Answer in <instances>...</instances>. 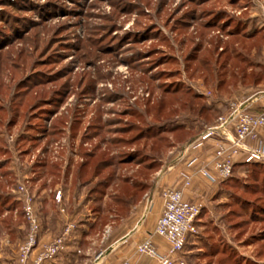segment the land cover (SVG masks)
<instances>
[{"label":"rangeland","instance_id":"obj_1","mask_svg":"<svg viewBox=\"0 0 264 264\" xmlns=\"http://www.w3.org/2000/svg\"><path fill=\"white\" fill-rule=\"evenodd\" d=\"M244 4L0 0V169L11 157L21 175L35 169L36 187L53 190L63 184L55 170L72 137L83 161L91 150L96 159L163 157L205 121L196 116L204 97L192 107L191 94L264 87L263 69L249 53L264 38L245 37L247 17L234 11ZM175 121L191 127L174 135L158 130ZM150 132L167 142L145 138ZM134 167L129 162L116 172L129 178ZM233 176L212 204H201L197 233L177 254L183 264H264V167L239 168Z\"/></svg>","mask_w":264,"mask_h":264},{"label":"crops","instance_id":"obj_2","mask_svg":"<svg viewBox=\"0 0 264 264\" xmlns=\"http://www.w3.org/2000/svg\"><path fill=\"white\" fill-rule=\"evenodd\" d=\"M234 9L239 15L244 13L247 17L243 21L249 26L248 29H257V35L264 38V0H247V4ZM249 53L254 59L253 65L261 67L264 74V57L262 56L264 42L256 48V53L254 50ZM250 54H247V57ZM260 54L261 57H259ZM256 87H259V84L237 92L232 89L227 91L228 95L223 96L216 93L212 95L196 92L204 97L215 117L209 122H201L202 124L198 121L201 129L197 133L176 147L171 145V149L159 158L160 165L149 172L150 187L128 204H119L112 199V196L119 192V188L116 187L118 181L108 187L111 189L110 193L106 191L107 193H104L96 204H92V198L88 194L89 184L74 182L73 179L75 167L78 164L75 160L79 158L83 163L76 149L77 142L73 137L67 141L68 151L63 158L64 165L61 169L55 170L59 173L63 184L56 185L53 190L35 186L40 176L34 168L30 169L31 176L21 175L23 174L21 170L16 171L15 168L21 163L14 161L11 157L6 159L8 168L0 169V264H16L18 246L24 240L27 231V224L22 214V203L16 192L17 183L21 179L34 197V209L40 227L39 246L57 236L68 221L76 226L65 250L54 260L44 264H124V262L158 264L154 257L138 256L136 246L150 237L160 254H165L168 250L166 240L153 234L156 221L163 210L161 188L180 187L183 180L182 174H187L190 181L183 189V197L202 205L212 204L227 178L210 181L200 175L198 168L206 167L213 175H217L212 166L213 153L217 142L224 140L225 135L233 134V122H229L222 130H218L216 135L206 140L201 147L191 149L188 146L205 128L216 124L220 115H227L231 104H241V108L254 113L264 112V87ZM176 123H181L183 128L191 127L185 121H176ZM259 135L257 141L247 140V144L251 147L255 146L264 138L262 131ZM192 157L197 158L196 163L190 167L186 166V162ZM242 157V153L236 156L233 164L243 163ZM54 159L63 161L57 155H54ZM139 166L135 164V167L130 170V173L132 172L128 179L130 184ZM31 183L33 186H30ZM58 190L61 193L60 202L54 199L55 192Z\"/></svg>","mask_w":264,"mask_h":264},{"label":"built area","instance_id":"obj_3","mask_svg":"<svg viewBox=\"0 0 264 264\" xmlns=\"http://www.w3.org/2000/svg\"><path fill=\"white\" fill-rule=\"evenodd\" d=\"M241 104H231L227 115H220L216 124L205 128L188 146L191 149L201 147L204 142L222 130L229 122H233V134L217 142L213 153V175L206 167L198 168V172L210 181L226 179L232 173L234 158L242 153L244 163H264V138L251 147L247 140L257 141L260 131L264 135V112L254 113L240 107ZM197 158L192 157L186 162L190 167L196 163ZM181 186L178 188L163 187L160 196L163 201V210L158 217L153 234L164 238L168 244L165 254H160L148 237L136 246L138 256H149L157 259L158 264H183L177 259L185 247L189 237L197 233V218L200 214L201 204L187 200L183 197V189L188 186L190 177L182 174ZM18 198L22 203V214L27 224L24 240L17 250L16 264H44L51 262L63 252L72 232L76 226L71 221L64 224L61 232L49 242L39 246V221L34 209V197L27 186L18 183L16 186ZM147 198V194H145ZM54 199L60 202V190L55 192ZM107 231V229H106ZM128 264V262H124Z\"/></svg>","mask_w":264,"mask_h":264},{"label":"trees","instance_id":"obj_4","mask_svg":"<svg viewBox=\"0 0 264 264\" xmlns=\"http://www.w3.org/2000/svg\"><path fill=\"white\" fill-rule=\"evenodd\" d=\"M237 25L235 27H237ZM236 29L239 30V26ZM243 33H245L246 38H252L257 35L258 30L255 28L253 30L247 29V32H243ZM223 53H221V55ZM241 58L243 59L242 61H247V58L245 56H242ZM197 98H202V97L198 94H191V102L189 103L192 105V107H194L195 105L193 100ZM204 113H208V114L204 116ZM196 116L203 119V121L204 120L207 121V119L211 121L212 118L215 117V114L210 109V107L205 103V104L200 105ZM158 130H161L163 132H167L170 134L172 133L174 135V134H177L176 132L178 130L182 131L184 130V128L181 123H176L175 121V123L171 124L169 127H166L163 125L158 126ZM192 136H190L186 140H189ZM141 137H142V134L139 137L137 136V138H141ZM145 138H148V139L151 138L158 142H163V141L167 142V139H168V138L166 139V137H164L163 135L157 134L155 132H150L149 134H147V137ZM165 145L167 144L165 143ZM162 146L163 144H161V147ZM152 148H153V145L149 147V150H151ZM3 149H4V146H3ZM84 155L86 156V160L83 161V163H80L75 167V173H74L73 179H74V182H83V183L89 184L88 194L92 198V201H93L92 204H96V202L100 200L102 195L106 193V190L108 189V187L114 184L116 181H118L116 187L119 188V192H116V194H114L115 196H112V199L115 202L119 204H128V202H131L137 199L145 190H147L150 187V184L146 180L149 172L155 170L160 165L159 158L157 159L153 155H150V156H153V159L147 162L142 161V159L139 158V155H141L140 153H129L125 155L121 154L118 158H115V159L112 157L109 159H96L97 154L93 150H91L90 152H85ZM129 162H133V164L140 165L137 173L135 174V178L133 179L131 184L128 182V179H129L128 177H121L118 174L116 175V168L120 167L121 165L127 164ZM2 164H0V167H2ZM237 165H238V168H237ZM249 167H252V169L255 170L256 168L264 167V163H244L243 162L241 164H235V165L233 164L231 175L222 183L221 187L227 185L230 182V180H232V178L234 177L233 176L234 172L237 171L239 168L248 169ZM106 169H109V170H106ZM105 170L107 172H105ZM91 181H93V183H91ZM202 209L203 208L201 207L200 213Z\"/></svg>","mask_w":264,"mask_h":264}]
</instances>
